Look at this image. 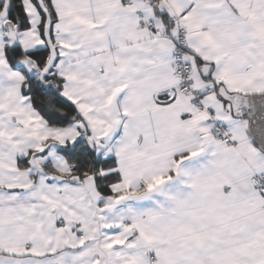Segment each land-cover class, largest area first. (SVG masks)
I'll return each instance as SVG.
<instances>
[{"label": "snow or ice", "instance_id": "1", "mask_svg": "<svg viewBox=\"0 0 264 264\" xmlns=\"http://www.w3.org/2000/svg\"><path fill=\"white\" fill-rule=\"evenodd\" d=\"M0 264H264V0H0Z\"/></svg>", "mask_w": 264, "mask_h": 264}]
</instances>
